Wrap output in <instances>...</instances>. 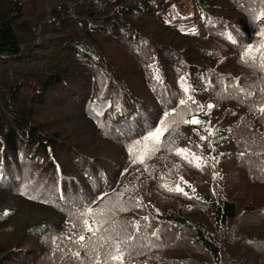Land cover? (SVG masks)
Wrapping results in <instances>:
<instances>
[{"label": "trees", "instance_id": "16d2710c", "mask_svg": "<svg viewBox=\"0 0 264 264\" xmlns=\"http://www.w3.org/2000/svg\"><path fill=\"white\" fill-rule=\"evenodd\" d=\"M261 13L0 0V264H264Z\"/></svg>", "mask_w": 264, "mask_h": 264}, {"label": "snow or ice", "instance_id": "6c2138e0", "mask_svg": "<svg viewBox=\"0 0 264 264\" xmlns=\"http://www.w3.org/2000/svg\"><path fill=\"white\" fill-rule=\"evenodd\" d=\"M261 15H264V13H261ZM252 51V49H248L247 52L245 53V55H247L248 53H250ZM209 107H211V105H209ZM261 112H264V109H260ZM190 123H193V124H197L199 123L198 120H195L193 119L192 121H190ZM160 131L161 130H157L156 132H153V133H150L149 137H147L146 139H149V140H155L158 138L159 134H160ZM211 135V132L209 133ZM177 190H180V189H177ZM85 227L87 228L88 231H92V229L90 227H88V222L85 221ZM81 240L84 239L83 236L80 237ZM113 259L114 260H119L121 259L118 255L117 256H113Z\"/></svg>", "mask_w": 264, "mask_h": 264}, {"label": "bare ground", "instance_id": "6f19581e", "mask_svg": "<svg viewBox=\"0 0 264 264\" xmlns=\"http://www.w3.org/2000/svg\"><path fill=\"white\" fill-rule=\"evenodd\" d=\"M27 256V255H26Z\"/></svg>", "mask_w": 264, "mask_h": 264}]
</instances>
